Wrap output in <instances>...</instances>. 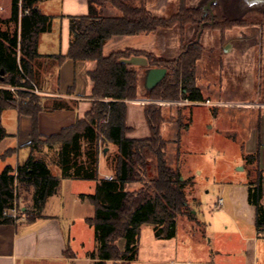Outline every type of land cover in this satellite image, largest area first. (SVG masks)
<instances>
[{
	"label": "trees",
	"instance_id": "16d2710c",
	"mask_svg": "<svg viewBox=\"0 0 264 264\" xmlns=\"http://www.w3.org/2000/svg\"><path fill=\"white\" fill-rule=\"evenodd\" d=\"M40 0H9V16L0 19V141L7 137L1 124L5 109H16L19 115L32 120V134L27 147L29 155L16 166L5 165L0 171V224H13L19 218L28 223L42 217L49 197L54 195L62 179L93 181L92 194H81L93 207V214L85 222L94 229L95 247L88 254L93 264L113 261L128 264L137 258L140 228L152 227L155 237L171 239L175 235L176 218L186 216L194 220L187 200L186 188L194 184L192 176L183 177L180 169L181 150L175 153V165L166 160V140L160 126L165 121L161 108L153 104L143 107L149 136L141 139L127 137L132 129L126 125L127 101L138 96L137 70L123 59L144 56L148 68H166L169 72L148 96L158 99H182L204 103L206 99L196 85L194 66L201 56L198 43L184 47L173 60L155 59L143 51L111 52L102 55V47L113 36L148 34L178 24L180 32L195 24L198 9L185 6L180 0L178 12L168 18L156 17L145 7V0H88L85 15L68 16L70 42L65 54L51 57L60 65L66 59L94 61L95 69L87 75L92 82L91 107L81 119L59 132L44 136L38 132L40 112L73 110L77 102L47 97L33 92L39 84L42 62L37 51L39 36L50 31L52 16L38 6ZM117 11L114 17H103L101 9ZM216 25L224 27L232 22L223 20L218 8ZM8 87L15 88L14 93ZM23 88V89H22ZM178 133V141L180 140ZM113 145L116 150L105 157L110 179L100 177L98 163L103 147ZM259 145L252 153L241 156L247 175V201L255 207V228L264 233V204L262 201L263 169L259 165ZM52 151V165L60 170L51 172L50 163L43 156ZM13 154L7 150L5 159ZM129 184H137L127 190ZM28 195L29 208L16 216L12 210L20 198ZM195 204H200L194 197ZM123 241L120 249L118 242Z\"/></svg>",
	"mask_w": 264,
	"mask_h": 264
},
{
	"label": "crops",
	"instance_id": "0c3cea01",
	"mask_svg": "<svg viewBox=\"0 0 264 264\" xmlns=\"http://www.w3.org/2000/svg\"><path fill=\"white\" fill-rule=\"evenodd\" d=\"M156 1L158 2L157 6L154 3L152 4V1L145 2L149 6H147L148 10L151 13L155 12L156 14H152L156 17H166L170 11L167 6L169 0ZM9 4V0H0V5L6 7L4 10L2 7L0 9L7 13ZM38 6L44 14L51 15L53 18L50 31L41 34L38 40L37 51L41 56L42 67L40 69L39 84L36 88L37 94L77 102L73 110H55L38 114V132L44 136H49L72 125L76 119H81L90 109L92 99L89 96L92 82L87 72L95 69L96 63L94 61L74 62L66 59L58 65L53 58L48 57L67 52L70 42L68 16L87 14L88 0H40ZM101 15L103 17H114L117 15V11L110 7H103ZM130 37L133 36L111 37L103 45L102 55L106 56L111 52L126 48L149 52L155 51L153 45H140L132 40H126ZM135 59H142L143 63L140 60L141 64L139 66L134 65ZM122 61L138 72L148 64L144 56H131ZM140 92L141 89L138 86V94ZM9 109L13 112H6ZM9 109H5L1 113V124L7 133V137L0 141V155L11 149L13 150L11 156H15L16 159L14 163H10V160L7 161L8 157L0 159V162H2L0 171L7 164L16 166L30 153L27 144L32 134L31 117L19 115L16 109ZM4 113L10 115L11 120L15 121V129H12L14 131H9L4 124ZM126 125L132 129L131 132L127 133L129 138L141 139L149 136L143 105L139 102L127 101ZM187 128L189 129V127ZM10 137H13L15 142H7L6 140ZM258 144H260L259 165L263 169L262 201L264 204V110L258 113L254 125L246 130L242 145L243 150L245 153H252L256 150ZM100 166L103 167V171L99 169ZM236 166H241L242 170H234L233 173L222 178L219 182L223 186V195L218 200L221 199L222 202L218 204L217 200V211L209 218L207 224L201 226L209 237L207 246L199 245L196 248L183 246L179 248L178 239L176 238V226L174 237L165 240L155 237L152 227L145 225L140 228L139 232L137 258L128 264H264V233L256 230L255 207L247 201V175L241 151L240 158L235 163ZM98 169L100 177L108 178L112 176L111 171L105 166L103 155H99ZM77 181L80 180L62 179L56 193L47 199L42 217L34 222L28 223L23 218H19L13 224H0V264H93V260L88 256L92 249L83 247L82 243L81 248L83 251L78 249L79 242L74 236L73 229L75 225L72 216L70 215V218H66V220L61 218L59 213H47L50 199L59 192L68 191L71 199L69 213L72 215L76 213L75 216L79 218L85 216L81 208H86L88 204H91L86 198H80L81 194L85 195L87 193L80 190V187L75 184ZM93 187H95V183ZM64 200H67L65 195L61 198L60 210L65 209L66 202ZM20 209L22 211L25 208L21 206ZM191 212L195 216L197 215V211L192 209ZM178 217L184 218L186 223H189L187 224V231L193 233V229L190 228L191 219L186 216ZM143 231L146 234V242L142 246L140 239ZM118 246L121 249L123 241H119ZM116 263L119 264L120 261ZM104 264H115V262L105 261Z\"/></svg>",
	"mask_w": 264,
	"mask_h": 264
},
{
	"label": "rangeland",
	"instance_id": "374dc122",
	"mask_svg": "<svg viewBox=\"0 0 264 264\" xmlns=\"http://www.w3.org/2000/svg\"><path fill=\"white\" fill-rule=\"evenodd\" d=\"M150 1L157 6L156 0H145L146 3ZM138 3L139 0H134L132 4L137 5ZM146 3L145 7L148 9L149 6ZM179 3L180 0H169L167 6L171 12L169 11L164 18L176 14ZM184 3L187 7L197 8L200 18L202 6L206 4V0H184ZM213 6L218 8L223 20L232 23L218 27ZM213 6L204 15L206 22L202 30L195 23L191 24L192 26L189 25L185 32H180L179 25L176 24L168 29H157L153 31L155 33H148L149 35L142 34L126 39L140 45H153L155 51H136L152 54L155 59H176L181 52V37L184 47L198 43L202 48L194 70L196 85L206 99L204 103H191L182 99L180 94L176 100L148 96L144 87L146 67L137 71V86L140 87L141 92L137 98L132 99L143 107L153 104L161 108L165 121L160 126V134L167 142V163L172 167L175 165V153L179 146L181 150L179 164L182 175L183 177L192 176L194 180V184L186 188V194L189 207L197 211V215L190 223L193 233L187 231L189 223H186L184 218L177 217L176 238L179 248L208 245L209 237L201 226L207 224L209 218L217 211V200L223 195V186L219 182L234 170L241 168V166L235 167V163L240 158V148L243 145L246 130L254 125L258 113L264 110V8L249 9L240 18H236L237 16L233 14L235 6L233 0H217ZM0 7L3 10L6 8L1 5ZM3 10L0 9V19H6L9 16V9L7 13ZM234 17L235 20H230ZM127 51L135 50L126 48L120 52ZM135 60L134 65L139 66L142 59ZM168 73L167 71L166 75ZM132 100L128 101L132 102ZM6 112L13 111L9 109ZM5 114L7 113H4V124L9 131H14L12 129H15V121L11 120L10 115ZM179 132L181 134L178 141ZM6 141L15 142L13 137ZM115 150L116 147L108 145L102 148L100 155L106 157L113 154ZM51 154L52 151H47L43 156L50 163L52 173L59 175L60 170L51 164ZM11 157L8 156L7 161L14 163L16 158ZM99 169L104 170L102 166ZM75 184L87 194H92L95 190L92 181L80 180ZM137 186V184H129L126 189L133 190ZM64 195L67 199L64 200L65 209L60 210L61 198ZM24 196L25 198H20L18 202V214H20L21 206L29 208V197L26 194ZM69 196L68 191L59 192L50 199L47 213H59L63 219H68L71 215L75 225L74 236L79 242L78 249L83 251L82 243L83 247L93 250L95 247L94 229L84 220V217L92 216L93 207L88 204V207L81 208V211L85 213V216L81 218L75 216L76 213L72 215L69 213L71 204ZM193 197L200 203L199 205L195 204L194 200L192 201ZM144 232L141 233L140 239L142 246L146 242Z\"/></svg>",
	"mask_w": 264,
	"mask_h": 264
},
{
	"label": "water",
	"instance_id": "95a60500",
	"mask_svg": "<svg viewBox=\"0 0 264 264\" xmlns=\"http://www.w3.org/2000/svg\"><path fill=\"white\" fill-rule=\"evenodd\" d=\"M217 0H206V4L202 6V15L206 13V11H210L211 7L215 5ZM235 3L233 14H235L236 18H240L243 13H245L249 9H261L264 8V0H233ZM238 13V14H236ZM230 18V20H235L236 18ZM166 68L160 67H152L146 70L145 80H144V87L146 90H152L155 88L159 82L165 77L166 75ZM0 74L2 75L3 72L1 71ZM106 149V148H105ZM105 151V150H104ZM242 170V167L240 168Z\"/></svg>",
	"mask_w": 264,
	"mask_h": 264
},
{
	"label": "built area",
	"instance_id": "2783aa9c",
	"mask_svg": "<svg viewBox=\"0 0 264 264\" xmlns=\"http://www.w3.org/2000/svg\"><path fill=\"white\" fill-rule=\"evenodd\" d=\"M11 92H13L14 93V91H15V88H13V87H10V88H8ZM23 89V88H22ZM33 92H35V93H37V90H36V88L33 90ZM111 178V176L110 177H108V179H110ZM221 202H222V200L221 199H219L218 200V204H221ZM16 214H17V208L15 207L13 210H12V215L13 216H16Z\"/></svg>",
	"mask_w": 264,
	"mask_h": 264
},
{
	"label": "flooded vegetation",
	"instance_id": "af4514ba",
	"mask_svg": "<svg viewBox=\"0 0 264 264\" xmlns=\"http://www.w3.org/2000/svg\"><path fill=\"white\" fill-rule=\"evenodd\" d=\"M206 12H207V11H206ZM205 14H206V13H205ZM205 14H204V15H205ZM204 15H203L202 18H201V17H200V18L198 17V18L196 19V21H195V23L198 24L200 30H202L201 28L203 27L204 23L206 22V19L204 18V17H205ZM192 25H193V24H192ZM192 25H191V26H192ZM200 32H201V31H200Z\"/></svg>",
	"mask_w": 264,
	"mask_h": 264
}]
</instances>
